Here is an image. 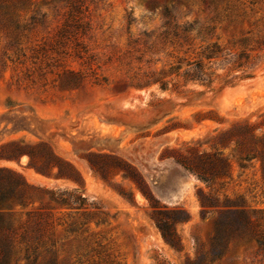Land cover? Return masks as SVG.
I'll use <instances>...</instances> for the list:
<instances>
[{"label":"rangeland","instance_id":"374dc122","mask_svg":"<svg viewBox=\"0 0 264 264\" xmlns=\"http://www.w3.org/2000/svg\"><path fill=\"white\" fill-rule=\"evenodd\" d=\"M83 1L0 0V166L31 186L5 216L14 239L33 264H264L254 241L211 247L225 205L264 210L261 161L238 159L245 124L264 134V0ZM209 151L229 165L208 183L175 161L206 169ZM29 255L16 243L9 264Z\"/></svg>","mask_w":264,"mask_h":264},{"label":"trees","instance_id":"16d2710c","mask_svg":"<svg viewBox=\"0 0 264 264\" xmlns=\"http://www.w3.org/2000/svg\"><path fill=\"white\" fill-rule=\"evenodd\" d=\"M66 2L71 14L79 13L81 7L84 5L83 0H66ZM203 74L204 72L198 66H195L191 72H184L185 78L190 80L201 79ZM257 127V124L244 125L243 130L248 136V143L238 150V159L241 163L243 161H249L252 158H258L261 161L262 172L264 174V134L258 135L255 132ZM9 143L12 144L14 142ZM19 154H26L32 163V152L20 150ZM202 156L205 158L204 164H206V169H202L195 163L186 164L183 159H176L175 161L205 183H208L213 178H219L225 175L223 170L229 164L227 157L221 155V152H204ZM50 158L49 168L59 167V162L62 161L54 155H51ZM36 168L41 173L45 172L40 167ZM3 180L6 183H2ZM30 187L19 172L6 166H0V264H9L13 247L16 243L22 242L24 244L25 257L27 259L30 257L29 250L34 255L33 260L28 262V264H33L36 260L35 253L38 246L32 244V241L26 243L25 233L23 232L19 234L18 239H14V230H12L5 218L7 213L12 211L15 206L26 205L27 193ZM49 193L50 200L67 205L70 208L77 207L74 205L79 204L83 200V197L76 190H50ZM198 198L204 211H207V208L216 206L203 193ZM152 216L163 239L171 247H180V240L175 230L173 217L163 211L153 212ZM41 217L42 213H38V220L35 222L36 231L41 227V221L39 220ZM212 227V249H226L229 245H236L237 243L248 244L254 241L257 249L264 254V210L227 204L220 209L218 216L213 220Z\"/></svg>","mask_w":264,"mask_h":264}]
</instances>
